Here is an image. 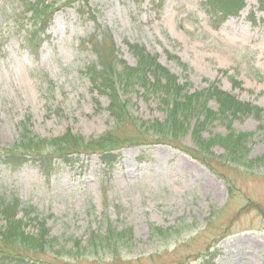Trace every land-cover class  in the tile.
<instances>
[{
	"label": "rangeland",
	"instance_id": "rangeland-1",
	"mask_svg": "<svg viewBox=\"0 0 264 264\" xmlns=\"http://www.w3.org/2000/svg\"><path fill=\"white\" fill-rule=\"evenodd\" d=\"M2 1L0 33L9 36L0 46V145H12L23 123L40 136L70 129L85 139L111 128L107 97L91 92L82 72L95 53L90 44L80 45L92 23L80 17L78 2L55 0L56 9L36 47L24 37L27 19L18 32L2 23L1 7L9 10L6 15H13L19 5L17 0H7L3 6ZM87 1L98 20L110 28L121 60L134 64L127 42H139L158 53L179 81L190 80L192 89L216 82L238 98L264 107V0H246L239 13L217 29L208 24L201 0ZM165 49L178 54L189 68L182 70L169 60ZM229 76L238 85L233 86ZM92 96L98 97L101 107ZM121 96L134 116L164 119L165 111L156 100L137 92ZM209 104L216 106L213 100ZM258 123L242 115L231 121V127L254 130ZM227 130L225 122L215 121L203 134ZM181 143L193 146L189 129ZM114 152L119 155L111 168L92 153L82 155L74 166H53L47 174L31 160L17 168L0 160V196H16L21 206H33L46 217L50 237L55 238L51 251H65L76 240L83 244L91 231H104L108 223L132 229V237L116 255L99 251L54 258L49 252L44 261L200 264L209 252L206 259L212 258V264H264L262 167L244 170L223 164L220 169L228 182L197 158L164 142L120 145ZM263 154L264 137L257 131L248 156ZM33 215L25 219L26 231L36 229ZM151 225L167 231L154 235Z\"/></svg>",
	"mask_w": 264,
	"mask_h": 264
},
{
	"label": "trees",
	"instance_id": "trees-1",
	"mask_svg": "<svg viewBox=\"0 0 264 264\" xmlns=\"http://www.w3.org/2000/svg\"><path fill=\"white\" fill-rule=\"evenodd\" d=\"M7 0H3V6ZM18 9L13 15H6L9 10L1 7L2 23L14 32L24 30L27 19L29 27L25 29L24 37L31 45L41 44V34L48 28L51 17L56 9L55 0H17ZM77 1L76 9L80 17L92 23V29L80 39V45L90 44L95 53V59L88 62L82 72L90 84V90L108 99L107 110L112 118V127L97 137L85 139L80 134L67 129L54 136H40L25 127L19 129L18 138L10 146L0 145V160L12 168H17L31 160L47 174L53 166H74L82 155L98 153L106 168H111L118 159L114 152L120 145L160 141L172 145L203 162L212 171L221 175L229 182L221 165L252 169L256 165L264 172V154L249 157V147L257 131L264 137V107L257 103L240 99L232 92L223 89L216 82L206 87L191 88L190 80L179 81V76L159 60L156 52H150L139 42H127V47L135 58L134 64L121 60L116 55L115 42L110 28L100 22L94 9L90 8L87 0ZM139 1V0H137ZM246 0H201L208 24L217 29L229 16L237 15L245 6ZM262 6V1H260ZM86 6V8H84ZM5 11V12H4ZM12 20V22H8ZM4 32L0 33V46L5 43ZM166 57L172 60L182 70H187L188 64L180 56L167 49ZM226 72V71H224ZM233 86L238 85L232 77H228ZM141 93L146 99L156 100L165 111L163 120H142L134 116L121 95ZM97 107H101L97 96H92ZM213 100L215 107L209 104ZM242 115H249L259 121L257 129L236 130L231 127V121ZM215 121L226 123L228 130L205 136L203 131ZM189 129L193 146L181 143L182 137ZM215 147L221 149L215 152ZM231 181V180H230ZM230 188V187H229ZM231 189V188H230ZM28 206V205H27ZM34 213L37 222L36 229L26 231L25 219ZM264 215V213H263ZM0 264H49L43 255L52 254L75 257L83 253L97 254L99 251L119 253L126 246V239L132 237L131 227L120 229L108 223L104 231H91L83 244L76 240L69 249L53 252L55 238L50 237L45 216L33 206H21L16 196L6 198L0 196ZM165 227L150 226L154 235H163ZM63 248V247H62ZM84 250V252H81ZM209 252L200 264H212L208 258Z\"/></svg>",
	"mask_w": 264,
	"mask_h": 264
}]
</instances>
